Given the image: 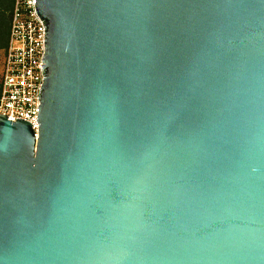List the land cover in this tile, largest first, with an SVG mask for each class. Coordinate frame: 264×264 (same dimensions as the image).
Masks as SVG:
<instances>
[{
    "label": "water",
    "instance_id": "1",
    "mask_svg": "<svg viewBox=\"0 0 264 264\" xmlns=\"http://www.w3.org/2000/svg\"><path fill=\"white\" fill-rule=\"evenodd\" d=\"M37 131L0 113V264H264V0H36Z\"/></svg>",
    "mask_w": 264,
    "mask_h": 264
},
{
    "label": "built area",
    "instance_id": "2",
    "mask_svg": "<svg viewBox=\"0 0 264 264\" xmlns=\"http://www.w3.org/2000/svg\"><path fill=\"white\" fill-rule=\"evenodd\" d=\"M46 29L36 0H15L9 44L0 72V113L16 121L23 118L37 131L39 94L44 81Z\"/></svg>",
    "mask_w": 264,
    "mask_h": 264
},
{
    "label": "trees",
    "instance_id": "3",
    "mask_svg": "<svg viewBox=\"0 0 264 264\" xmlns=\"http://www.w3.org/2000/svg\"><path fill=\"white\" fill-rule=\"evenodd\" d=\"M15 0H0V50L9 44L11 16Z\"/></svg>",
    "mask_w": 264,
    "mask_h": 264
},
{
    "label": "rangeland",
    "instance_id": "4",
    "mask_svg": "<svg viewBox=\"0 0 264 264\" xmlns=\"http://www.w3.org/2000/svg\"><path fill=\"white\" fill-rule=\"evenodd\" d=\"M5 57H6V50L4 49L0 50V72L3 70Z\"/></svg>",
    "mask_w": 264,
    "mask_h": 264
}]
</instances>
